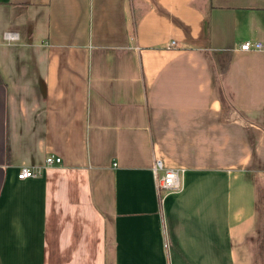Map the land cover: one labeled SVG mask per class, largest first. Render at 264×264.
Returning a JSON list of instances; mask_svg holds the SVG:
<instances>
[{
	"label": "crops",
	"instance_id": "1",
	"mask_svg": "<svg viewBox=\"0 0 264 264\" xmlns=\"http://www.w3.org/2000/svg\"><path fill=\"white\" fill-rule=\"evenodd\" d=\"M246 41L264 0H0V264H264ZM156 159L186 168L164 201Z\"/></svg>",
	"mask_w": 264,
	"mask_h": 264
},
{
	"label": "built area",
	"instance_id": "2",
	"mask_svg": "<svg viewBox=\"0 0 264 264\" xmlns=\"http://www.w3.org/2000/svg\"><path fill=\"white\" fill-rule=\"evenodd\" d=\"M6 40L8 42H14L17 40L16 33L5 34ZM177 45L176 41H172L169 47H175ZM264 48L261 42L246 41L241 45L243 50H262ZM62 163V158L56 155H48L45 160V168L54 165H60ZM152 173L154 175L155 184L158 192L160 201L170 194H176L182 191L184 187V176L186 173V168L184 167H166L163 162L159 159L154 161L152 166ZM42 174L40 168H34L29 166H23L18 172V179H27L36 177Z\"/></svg>",
	"mask_w": 264,
	"mask_h": 264
}]
</instances>
